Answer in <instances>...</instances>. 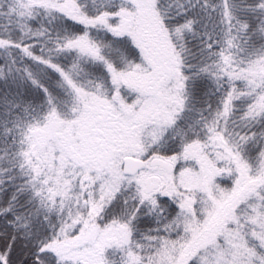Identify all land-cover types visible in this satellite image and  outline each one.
<instances>
[{
	"label": "snow or ice",
	"instance_id": "snow-or-ice-1",
	"mask_svg": "<svg viewBox=\"0 0 264 264\" xmlns=\"http://www.w3.org/2000/svg\"><path fill=\"white\" fill-rule=\"evenodd\" d=\"M0 264H264V0H0Z\"/></svg>",
	"mask_w": 264,
	"mask_h": 264
}]
</instances>
